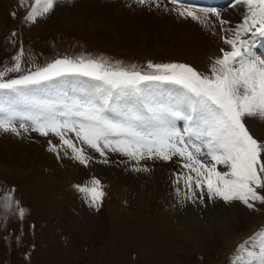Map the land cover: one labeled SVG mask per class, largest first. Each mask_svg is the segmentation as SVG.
<instances>
[{
	"label": "rangeland",
	"instance_id": "rangeland-1",
	"mask_svg": "<svg viewBox=\"0 0 264 264\" xmlns=\"http://www.w3.org/2000/svg\"><path fill=\"white\" fill-rule=\"evenodd\" d=\"M107 1L58 0L54 9L38 18L35 23L26 22L24 19L30 10L29 2L20 6L19 0H8L5 6L0 5V71L12 68L16 63L13 58L23 50L20 71L6 72L3 79H18L25 72H34L56 59L66 57L102 59L113 67L119 65L127 70H134L133 66L148 69L147 65L151 62L183 63L201 73L209 72L217 55L212 51L208 38L197 40L196 36L191 34L185 36L181 49L190 50L197 47V55H191L197 61V66L200 65L197 68L196 64L187 63L189 57L187 60L182 58L183 61L175 54L174 51L178 50L174 34L171 37L168 33L163 35L165 31L156 21L151 24L115 17L112 2L109 4ZM32 2L34 3V0ZM126 2L128 3V0ZM83 3L89 10L95 7L90 6L95 3L94 12L104 10L103 15L107 17L96 14H92L93 18L86 17L83 12L88 10L85 8L86 11L82 9V13L78 14L87 20L82 25V30L64 26L66 22L77 24V11L73 13L71 10ZM107 18L119 25L112 26ZM148 18H155V13L152 12L146 19ZM97 23L102 24L104 32L95 31ZM111 26L112 29H109ZM147 26L153 29L152 33L146 34ZM222 26L224 27V24ZM172 27L177 28L174 22ZM121 32L126 35L121 36ZM154 32H161L160 37L163 39ZM229 32L231 31L224 29V37L228 36ZM130 34L139 35L135 44L123 39L130 37ZM145 36H152L150 41H153V44L144 49H135L136 45L142 46ZM223 41L217 46L218 53H222L219 46ZM258 55L255 53V56ZM58 90L63 91L64 86L60 85ZM23 92L21 90L8 95L9 103L17 108L16 101L12 99L19 93L26 96ZM73 92L74 90H71L70 99L73 98ZM25 93L32 97H41L33 88ZM172 100L174 99L169 98L164 102L169 103L168 101ZM65 102L67 101L64 100L63 103ZM38 105L21 101L18 108H22L25 116H28ZM22 123L23 121H18L16 124ZM246 124L252 127L257 124V133L255 136L251 134L258 141H264V120L247 118ZM21 129L23 128H18V131L23 135L11 132L12 137L9 138L13 142H19L22 146L31 145L41 155L49 152V148L44 149L45 142L39 133H22ZM69 136L75 140L74 134ZM57 139H51V144L57 145L55 155L60 154L61 150L71 151L62 146L61 142H57ZM74 143L77 147L84 146L77 140ZM84 149L86 152V147ZM88 153L101 156L93 149ZM105 153L103 157H95L97 164H108L107 166L115 168L111 165L116 163V170L120 172L116 178L115 174L107 177L96 175L90 170L96 167L95 165L89 162L88 166L82 165L72 159L71 153L58 157L53 165L47 163L44 167H39L41 172L38 176H41V180L23 167L22 170L19 166V169L0 167V264H236L241 255L237 246L264 226V204L253 202L255 207L250 209L240 201L226 203L217 197L210 200L206 186L203 190L198 188L200 195L206 199L202 203H197L196 186L192 188L195 190L192 203L195 211L188 209L184 215L172 217L171 210L178 207L180 186L176 187L174 179L170 180V175L184 172L180 167V163L185 162L182 157H173L169 161L147 159L137 163L119 152L114 159L106 157L112 152L105 150ZM21 154L22 157H27L26 152L22 151ZM105 159L107 163L102 162ZM33 160L30 159V163L35 164ZM136 168L148 170L136 171ZM152 169L156 171L153 172ZM70 172L73 175L67 177ZM140 172L147 174L140 193L138 190L141 184L134 185L130 182L120 185L127 177L132 176L134 179ZM93 178L100 180V187L105 193L98 206H92L90 200H86L85 195L74 187L91 186ZM13 189L14 191H11ZM258 191L264 195V190ZM9 192L12 205L5 208L3 201ZM172 199H175L177 205L167 206L166 203ZM21 208L24 210L23 218L19 215ZM216 225L217 229L212 231Z\"/></svg>",
	"mask_w": 264,
	"mask_h": 264
},
{
	"label": "snow or ice",
	"instance_id": "snow-or-ice-1",
	"mask_svg": "<svg viewBox=\"0 0 264 264\" xmlns=\"http://www.w3.org/2000/svg\"><path fill=\"white\" fill-rule=\"evenodd\" d=\"M26 2L19 0L20 6ZM135 2L145 5L151 0ZM57 3L58 0H34L25 21L37 22ZM235 3L245 5L247 14L243 23L237 25L233 38L224 39L231 50L221 49L223 55L214 59L209 72L201 73L183 63L149 62L147 67L152 71L142 73L113 67L102 59L66 57L18 79L4 80L6 72L20 71L21 49L13 58L15 65L0 71V90L19 92L59 78H86L80 96L27 117L31 131L58 137L62 146L71 149L72 159L85 166L92 156L83 147H77L69 134H74L75 140L102 157L105 150L119 152L137 163L182 157L184 167L195 173V179L191 175L182 177L189 189L194 182L196 188L206 186L210 198L217 197L226 203L240 201L254 208L253 202L264 204V195L258 191L264 190V141L254 138L246 119L264 120V59L256 57L249 47L252 42L241 36L251 32L253 37H264V0H235ZM198 11L203 17L191 8L181 10L179 15L201 23H205L209 15L219 18L215 9ZM220 23L227 21L220 20ZM164 84L178 89L172 103L159 102L153 97L154 89ZM14 119V114H0V131L19 135ZM177 120L184 121L182 130L176 126ZM20 128L29 130L23 123ZM49 144V151L56 152L57 145L51 141ZM218 165H222L223 170H218ZM74 187L92 206H98L105 195L96 178L91 180V186ZM11 205L9 192L3 206L10 208ZM19 215L23 218L22 208ZM237 248L241 255L236 264H264V226Z\"/></svg>",
	"mask_w": 264,
	"mask_h": 264
},
{
	"label": "bare ground",
	"instance_id": "bare-ground-1",
	"mask_svg": "<svg viewBox=\"0 0 264 264\" xmlns=\"http://www.w3.org/2000/svg\"><path fill=\"white\" fill-rule=\"evenodd\" d=\"M6 1H8V0H0V5L5 6ZM80 1L84 2L86 0H80ZM101 2H102V0H101ZM111 2L113 5L112 12L116 15L115 17L119 16L120 18H125V19L127 18L128 21L129 20H131V21L137 20V21H144V22L146 21V22L151 23V24L154 21H156L158 24H160L161 27H163V30L166 32V33L164 32L163 35L166 36V34L168 33L169 37H171L174 34L173 37L175 40H177L176 49L178 50V51H176V50L174 51L175 54L183 61H184V59H182V58L186 59L189 57V60L186 59L187 63L192 64V65L196 64L195 67H197V68H199L200 65L197 66V61L194 59V57L191 56L193 54L197 55V47L195 46L194 48H191L190 50L181 49V47L184 45L183 42L186 39L185 36H187V34H191L193 36H196L197 40L208 38L212 51L217 55V57H220L223 55V53L217 52L218 44L221 43L225 38H233V33L236 30L237 25L243 23V18L247 14V7L243 4H236L234 1L233 3L229 4L223 11L219 12V18H217L216 16L209 15V17L207 18V21L205 23H201L199 21L192 20L190 17L180 16L179 12L181 10H184L185 8L178 6V5L167 4L164 0H151L150 3L145 4V5L137 4L135 2V0H128V3L126 2V0H108L107 1V3H109V4ZM229 2H231V0H229ZM95 3L91 4L90 6L96 7ZM212 3L216 7L219 6V5H217V2L215 0H212ZM97 4H98V2H97ZM83 5H84V3L71 10L72 12L77 11L75 13V15H77V17H78V20L76 22L77 24H69V22H66L63 24L64 26H66L67 28H70V29H74V30H79V31L82 30V25L87 22L86 19H83V16L78 15V14L82 13L81 12L82 9H84L85 11H86V9L88 10L86 12H83L86 14V17L90 16L91 18H93L92 16H94V15H92V14L103 16V18L107 17L105 14H104L105 16L103 15V13L105 12L104 10H103L104 12L102 10H100V11H102V14H101L100 11L94 12L95 7L91 8L92 10H89L88 7H84ZM157 5H159V6H157ZM105 6H107V5H105ZM199 9H206V8H197V9H192V10L197 11V15L203 17L204 14L202 12H199L198 11ZM107 12L108 11H106V14L108 15ZM152 12L155 13V18L146 19L147 17H149L151 15ZM124 15H127L128 17H125ZM111 16H113V15H111ZM212 17H214V19H216V20H214ZM108 20L110 21V22L108 21L109 24L111 23L112 26L113 25H115V26L119 25V23H117L114 20H111V19H108ZM220 20L227 21V23L224 24V27L220 23ZM173 22L175 23L177 28L172 27ZM95 26H97V29L95 31H103L104 32V29H103V26L101 23H97V24H95ZM112 26L109 27V29L110 28L112 29ZM145 28L148 29L146 34H150L153 32V29L150 28L149 26H147ZM224 29H225V31H231V32H229L228 36H226V37H224ZM149 30H151V31H149ZM95 31H93L92 33L94 34ZM121 33H122L121 36L126 35V33H124V32H121ZM154 33H157V32H154ZM157 34H159V35H157L159 38H162V37H160L162 35L161 32H159ZM138 36L139 35L133 36L132 34H130V37L123 38V39L128 40L132 44H135V40L137 39ZM251 36H252V33L250 32L246 35H242L241 39L249 40L250 42H252L249 45L251 52L254 54L256 53V55L259 54L256 57L264 59V56H262L258 52L255 44H253V39ZM260 37L264 41V38L262 36H260ZM150 38H152V36H145L146 40L145 39H144L145 41L143 40L142 46L138 47L136 45L134 48L135 49L138 48V50L144 49L146 46L153 44V41H150L151 40ZM256 45L259 49L264 51V44H256ZM222 48H224L225 51L231 50V46L225 44L224 41L219 46V49H222ZM56 82H57V80L54 83L53 82L50 83L49 84L50 86L47 89L44 88V89L37 90V89L33 88L34 91L38 92V94H41L40 98L43 97V99H40L38 97H32L30 95H27L25 92H23V93L26 96H22L21 93H19V95H17L16 97H14L12 99V100L16 101V104L18 105V107H19V103L21 101L30 102V103L34 102L36 104H39L38 106H36V108H33L30 113H28V116H25L24 111H22L21 113H18L15 105H12L11 103H9V100H6V101L2 100L0 102L1 103L0 104V114H5V113L14 114L15 115V119L13 121L14 124L17 123L18 121H23V124H25L26 121H30L27 119V117L37 115L41 111V109L52 108L54 106L61 105L63 103V101L65 100V98L70 100L69 95H70L71 90H74V92H77L79 90L78 89L79 87L77 84L76 85H70L68 88V84L66 85L65 82H63V83H60V81H58L57 83ZM60 85L64 86L63 91H61V90L57 91V89ZM29 89L30 88H27V91H29ZM78 96H80V94H78ZM173 101L174 100H172L171 102L170 101H168V102L172 103ZM246 125L248 126V129L250 130V132L255 136V134L257 133V131L259 129V126L257 124H255L253 127L251 125H248V124H246ZM20 131L22 133L26 132L23 129H21ZM27 132L34 135V133L30 132V130H28ZM11 135H12L11 132L0 131V167H2V168H17V169H19L18 168V166H19L20 170H22L21 167H23L27 172L28 171L33 172L38 177V179L41 180L40 179L41 176L40 177L38 176L39 173L41 172L39 167H44L47 163H50L53 165L56 163L58 157H64L65 156V152L63 150L60 151L61 152L60 154L56 153V155H55V152H52V151H49L46 154L44 153L45 155H41V154L37 153L36 149L32 148L31 145L22 146V144H20L19 142H13L9 138V137H12ZM20 135H23V134H20ZM53 137H56V136L52 135L51 133H49L48 136H42V140H44L43 142H45V143H43V147L45 150L50 148L49 147V145H50L49 140L51 141V139ZM57 138L58 137H56V139ZM56 141L60 142L59 138ZM51 143H52V141H51ZM82 147L83 148L86 147V153L89 154L90 156H92V159L89 160V164L95 165L96 167H94L93 169H90V170H92V172H94L96 175L98 174V175H103L104 177H107V176H111V175L115 174V178H116V175H118V173H120L119 171L116 170L118 168L115 165L116 163L111 165L112 167H115V168H111L110 166H107L108 164L104 165V166H102V164H100V163L97 164L98 163L97 158H95V157H101V156L95 155V153H94V155H91V153H88L91 151V148H88L86 145H84ZM22 151L27 153L26 158H24V156L22 157V154H21ZM66 152L68 153L67 155H70V153H71V151H67V150H66ZM40 153H42V151ZM116 155H117V152H112V153L108 154L106 157H108L109 159H114V157ZM106 157H104V158H106ZM30 159H34L33 161H35L36 163L35 164L30 163ZM184 163L185 162L180 163V167H182L184 169L183 173L177 174L175 176L173 174L170 175V180L174 179V183H175L176 187L180 186L178 207L171 210L172 217H177V216L180 217L181 215H184L185 212H188V209L189 210L191 209L192 212L196 210L195 206L192 204L194 201L195 195H193V193H195V190L189 189L187 187V185L184 183V179L182 178V177L187 176V175H191L194 178L195 173H192L188 169H186L184 167ZM218 167H220V169ZM217 169L223 170V166L222 165L217 166ZM152 170H153V172L156 171L154 169H152ZM153 172H151V173H153ZM71 175H73V173L70 172L67 175V177H69ZM172 176H174V177H172ZM146 177H147V174L140 172V174L139 173L136 174L134 179L132 176H131V178L127 177L126 180H124V182L120 185L121 186L127 185L130 182L134 183V185L141 184V186L138 190L140 193L143 186L145 185L144 181H145ZM178 180H179V182H177ZM193 187H195L194 182H193ZM203 189H204V187H202V190ZM190 192H191V196H190ZM208 198L210 200H213L216 197L210 198L208 196ZM204 199H205V197L203 195L202 196L200 195V193L198 192V188H197V203H202L204 201ZM171 201L169 200L166 203V205L169 207H173V206L177 205L175 203V199H172ZM198 208L199 207H197V210H198ZM181 219H183V218H181ZM172 221H173V219H172ZM215 229H217V225L212 229V231H214Z\"/></svg>",
	"mask_w": 264,
	"mask_h": 264
}]
</instances>
